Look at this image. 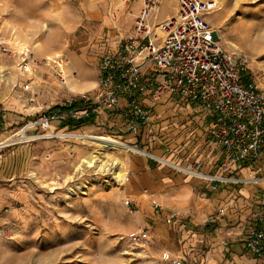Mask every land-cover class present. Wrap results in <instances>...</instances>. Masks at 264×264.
<instances>
[{"label":"rangeland","instance_id":"1","mask_svg":"<svg viewBox=\"0 0 264 264\" xmlns=\"http://www.w3.org/2000/svg\"><path fill=\"white\" fill-rule=\"evenodd\" d=\"M219 1L223 9L208 19L220 28L221 46L245 53L250 79L264 88V0ZM130 5L125 0H0V264H171L180 256L176 247L150 242L141 249L128 240L135 213L124 201L136 211L129 173L121 185L102 170L76 169L94 145L68 132L122 141L104 116L78 128L52 120L50 128L28 129L27 140L20 132L27 121L45 120L68 106L78 94L68 88V78L79 93L93 92L99 54L132 33ZM169 8L167 2L159 5L156 22ZM131 153L118 155L127 171ZM261 164L264 174V160ZM165 251L168 260L161 259Z\"/></svg>","mask_w":264,"mask_h":264},{"label":"built area","instance_id":"2","mask_svg":"<svg viewBox=\"0 0 264 264\" xmlns=\"http://www.w3.org/2000/svg\"><path fill=\"white\" fill-rule=\"evenodd\" d=\"M126 1L131 7L137 6L132 33L120 36L115 45L99 54L93 92L70 97L68 112L55 111L45 120L27 121L20 129L24 140L28 139L26 131L36 125L50 128L52 120L80 119L89 113L97 119L104 111L118 113L122 129L139 141L162 145L155 109L176 101L189 105L192 114L206 122L204 137L221 148L224 160L214 172L205 173L200 170V162L182 165L157 159L205 181L211 191L250 185L264 192V174L260 171L247 178L230 174L232 167H252L264 158V88L250 79L245 53L221 46L220 28L208 19L219 10L218 1L175 0L174 14L161 22L154 18L162 0ZM25 55L30 61V54ZM62 74L60 69L58 78L64 85ZM120 142L136 149L131 152H146ZM124 204L130 214L135 213L129 200ZM224 212L222 207L216 209L217 215ZM127 238L136 248L150 244L144 227L133 228ZM243 247L256 258L264 255V213L257 214L248 225ZM161 259L168 260V252H163ZM171 264L181 261L173 258Z\"/></svg>","mask_w":264,"mask_h":264},{"label":"crops","instance_id":"3","mask_svg":"<svg viewBox=\"0 0 264 264\" xmlns=\"http://www.w3.org/2000/svg\"><path fill=\"white\" fill-rule=\"evenodd\" d=\"M172 1L162 0L170 8L159 22L174 14L175 1ZM136 14L137 6L133 4L132 20ZM96 83L93 80V85ZM155 111L162 145L161 142L145 144L126 133L118 113H100L106 125L115 129L112 133L125 144L146 151L131 153L125 160L136 207L135 227H144L153 245L180 250L176 259L181 264H264V255L256 258L243 247L248 225L257 214L264 213V192L250 185H229L211 191L205 181L177 172L159 161L157 158L182 165L196 161L201 163L200 170L209 173L221 164L224 153L206 140V122L192 114L189 105L167 102L158 105ZM127 135L131 139L123 140ZM263 160L252 167H232L230 174L250 177L254 171H260L257 165H263ZM219 207L225 209L223 215L216 214ZM189 253H192L191 261Z\"/></svg>","mask_w":264,"mask_h":264},{"label":"bare ground","instance_id":"4","mask_svg":"<svg viewBox=\"0 0 264 264\" xmlns=\"http://www.w3.org/2000/svg\"><path fill=\"white\" fill-rule=\"evenodd\" d=\"M216 1H218L219 4L218 9L222 10L223 1L222 3L219 0ZM226 20L227 18H223V22ZM226 43L234 49L235 45L232 42L227 41ZM68 88L73 91H78V93L79 90H81L79 85L71 78H68ZM65 135H68V137L73 136L78 140H85V142H87L86 145H88V143L94 145L93 151L83 153L80 160L76 163L77 170L83 172L86 168L93 167L96 170H102L111 174L121 185L125 183L128 171L125 169V166H123L124 158L122 156L119 157L118 155H121L122 152L128 150L136 151L135 148L127 147V145L122 144L118 139L113 138L110 135H94L91 133L83 134L78 131L68 132V134ZM159 160L164 161L162 158H159ZM70 191H72V189H70Z\"/></svg>","mask_w":264,"mask_h":264},{"label":"trees","instance_id":"5","mask_svg":"<svg viewBox=\"0 0 264 264\" xmlns=\"http://www.w3.org/2000/svg\"><path fill=\"white\" fill-rule=\"evenodd\" d=\"M243 80H246L245 78ZM53 109V108H52ZM55 109V108H54ZM59 112H68V106H61L58 109ZM95 114L89 113L87 117H82L80 119H67L65 122L60 121L63 125H68L72 128H78L83 125L94 123Z\"/></svg>","mask_w":264,"mask_h":264}]
</instances>
